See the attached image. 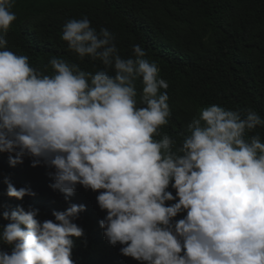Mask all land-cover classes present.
Segmentation results:
<instances>
[{"label": "clouds", "instance_id": "9594fccd", "mask_svg": "<svg viewBox=\"0 0 264 264\" xmlns=\"http://www.w3.org/2000/svg\"><path fill=\"white\" fill-rule=\"evenodd\" d=\"M13 4L0 0V153L10 167L30 158L33 168L53 169L50 187L78 205L43 221L38 209L4 205L0 264H74V241L84 236L75 221L90 206L100 236L123 260L264 264V142L246 136L264 118L211 105L185 126L178 147L167 134L157 140L170 116L160 91L168 83L139 44L123 58L107 28L69 19L67 49L103 67L83 71L51 56L52 74H44L5 47ZM4 183L9 198L35 195Z\"/></svg>", "mask_w": 264, "mask_h": 264}, {"label": "trees", "instance_id": "16d2710c", "mask_svg": "<svg viewBox=\"0 0 264 264\" xmlns=\"http://www.w3.org/2000/svg\"><path fill=\"white\" fill-rule=\"evenodd\" d=\"M10 11L16 19L5 34L6 49L27 56L30 66L44 74H52L51 56L78 63L83 71L103 67L88 57L80 60L67 49L61 35L69 19L87 17L97 31L107 28L123 58L132 56V46L139 44L146 51L144 58L158 67V78L168 83L160 91L168 94L170 116L158 129L157 140L167 134L178 147L185 126L211 105L241 112L250 108L264 118V0H14ZM135 83L142 107V83L140 79ZM257 133L264 142L262 126L246 136ZM30 163L25 158L10 167L7 154L0 153V226L7 223L2 218L4 205L38 209L41 221L54 219V211H64L70 204L78 205L50 187L54 181L48 173L53 169L33 168ZM5 178L35 195L22 200L7 197ZM172 190L170 183L167 191ZM97 218L90 206L75 221L84 236L74 241V264H139L114 252L100 236Z\"/></svg>", "mask_w": 264, "mask_h": 264}]
</instances>
